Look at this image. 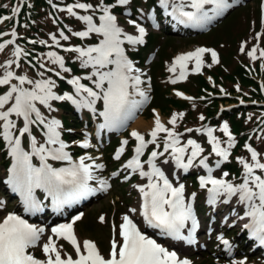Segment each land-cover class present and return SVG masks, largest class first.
Returning a JSON list of instances; mask_svg holds the SVG:
<instances>
[{"label": "rangeland", "instance_id": "obj_1", "mask_svg": "<svg viewBox=\"0 0 264 264\" xmlns=\"http://www.w3.org/2000/svg\"><path fill=\"white\" fill-rule=\"evenodd\" d=\"M146 1L148 0H129V3L124 5L127 7L124 8V15L122 18L119 17V14L112 12L117 17V24L124 30V33L132 36L140 35L135 26L128 22L129 20H138L137 17L131 19L128 5L131 7L137 6L139 9L142 6L143 12L149 14L147 17L148 20H150L153 13L152 11L145 10V8H147L144 6L146 5ZM99 2L100 0L97 3L90 0H56V2L53 3L51 14L48 13L41 18L42 21H40L42 24L46 22L44 33L41 38L46 42V45L50 46L45 48L41 55H38L39 65H36L32 60V63L34 64L33 67H27L22 64V67L19 66L15 68L14 64H12L9 70L14 71L17 75H27L32 80L51 78L55 84L53 90H56L59 82H62V79L59 77L66 76L71 78L74 74L79 77H86L90 74L92 71L91 67L82 68L80 61L76 59L78 53L75 51L57 49L87 47L98 43L99 40L97 41L94 38V34L96 33H91L88 37L83 38L75 36L73 33L86 30L85 22L78 19L80 15H92L93 22L99 24V16L102 13L95 6ZM185 2L187 3V0H185ZM76 3L92 4L93 9L84 10L74 8L73 11H75L77 15L72 16L68 13L67 8ZM228 3L231 7L220 15L217 20L204 26L190 25L183 27L178 23L174 22L171 24L170 21H167V26H172L177 30L167 33L165 30H161L160 32L157 30H151V32H148L149 34L146 32L144 33L142 42H145L146 45L141 47L140 61L143 63L142 65L147 64L146 66L149 76L152 78V92L149 91L151 90V87H149L144 81L145 74L142 72L141 65H136L137 60L134 59L133 48L126 43L122 45L125 55H129L130 58L133 59V61H131L133 64L132 75H140L141 83L138 87L143 92V88L145 89L147 97L151 96V94L153 95L151 102L154 100L152 105L155 106L152 108L153 106L150 107L149 103H142L140 107L135 109L134 115L127 119L122 125L102 127V125H105V119L100 115V112L104 110L102 99L98 100L96 106H94V103L92 108L82 107L81 103H73V101H69L74 106L76 115H73V113L67 114L65 111L57 108L55 106L56 100L50 102L52 105L51 111L37 102V107L47 119L50 120L55 118L60 121V127L58 129L60 133L64 132V130H66L65 128L69 130L67 135H69L70 139H63V136H61L62 134H60V139L63 142L64 140L66 141L64 142L67 145L65 148L66 152L71 151L70 153L73 155H75V151L77 150L82 152L78 157L75 155L72 158L73 161L78 162L80 157L87 156L91 157V159L86 160L85 163H92V161H95V163L98 164H106V167L104 165L102 169H93L94 178L88 181L90 188L93 189L91 193L92 200L88 201L86 205H80L83 215L75 222L74 227V232L81 241H93L98 248L101 249L100 252L106 257L110 247L109 237L114 235V228L116 238L119 239L118 230L119 225L122 223L123 215L128 214L134 222L138 223V221H140L141 224L143 223L141 219H138V217L135 216L136 213L141 211L142 203L141 194L136 186L146 184L147 178L141 177L139 171L133 172L131 169L123 166L135 155L134 149L137 141L131 136L133 125L137 120L142 119L145 124L151 126L150 128L145 127V129L139 130V132L144 135L146 142L151 140L152 137L150 136V131L154 127V120L157 115L155 110H157L161 122L169 128H173V125L169 123L172 115L174 113H183L182 117H177V122L174 126L175 131L181 134L179 137L180 144L178 146H183L189 139H192L195 140L204 151L195 161H193V165L185 171L176 166L175 161L171 158V149H169L168 152H164V138L166 133H159L156 141L154 143H148L145 147L143 154L140 156L143 169L147 171L148 164L146 161L152 151L155 150L164 153V155L157 156L156 158V160L159 161L157 162L158 166L161 171L168 174L177 185L183 184L185 186L184 197L188 200L189 204H191L192 209L197 210V216L199 220H201V226L197 230L200 231V233L195 240V242H198L196 245H190L185 241V237L191 238L192 236V233L187 231L181 233L182 238L180 240L169 241L166 239L169 243L173 242L171 245L174 246H170V244L164 240L154 239L169 251L175 252L178 258L186 257L184 260L190 261V264H216V258V262L218 263L217 256L208 261L205 260L201 254L205 251L203 248H207L209 244L216 245V248H222L224 250L222 254L223 256L221 257L219 255L221 260L218 264H233V261L241 260H244L245 264H264V245L260 244L259 240L253 237L250 234V231L243 227V223L245 221L248 222V218H238L243 216L245 211L244 205L237 202L238 197L233 196L227 203H225L224 201L227 197L226 195H221L215 204H210L208 202L209 194L207 188H201L199 181L200 176L208 175V170H204V167L199 164V160L204 157L208 158L207 163L212 169L211 174L214 177L218 179L223 178L235 184L242 182L244 172L243 165L238 158L242 157L249 163L253 162L251 159V152L247 147L245 151L238 150L237 152H241L240 154L235 156L230 155V151L232 152L236 146V138L232 135V131L223 116V112L230 110L234 106H240L243 97L239 96L238 93H232L230 88L233 85L225 78V75L227 72L234 69L237 64L248 63L249 65H253L254 62L257 61L261 73H257L255 76L259 85L261 82L263 83L262 75H264V57L260 55V51L264 49V0H228ZM211 7L212 6L209 5L207 9ZM140 12L141 11H139V14ZM143 12L140 14V17L145 16ZM209 27L210 29H208ZM200 29L208 30L203 33H197L196 31ZM9 30L12 29L10 28ZM61 33H63L64 36H67L68 39H63ZM17 35L18 34L15 35L14 39L18 41L19 37ZM53 35L56 36L59 45L52 40ZM96 35L98 36V34ZM121 39H123V35L121 36ZM242 46L244 48L243 51H241ZM196 48H208L214 50L217 53V62L213 63L211 53L206 52L202 56L203 64L200 73L192 72V65L195 62V60L192 59L187 62L186 78L177 79L181 71L179 65H177L176 72L169 71V67L174 58L182 53L194 51ZM253 48L256 49L255 59L248 55V52ZM4 51V48L0 50V65H4L6 61L14 59V52H11L9 48V58L3 60ZM50 51L56 52L59 56H62L64 58L65 68L70 71H63L58 64H53L46 55ZM10 56L12 57L10 58ZM151 57V61L147 62ZM42 64L44 67H41ZM209 65L211 66L209 67ZM253 67L249 66L250 71L253 70ZM49 69H52V71H49ZM136 69H139V72L135 71ZM4 70L3 67H0V75H3ZM56 72H60V76H57L55 74ZM40 73H43V77L39 75ZM201 76L205 77L208 85L202 83ZM81 79L86 80V83L89 82L87 84L95 88L92 80L86 78ZM92 79L95 80L96 78L93 77ZM173 80H176V82L173 83ZM11 83L16 82L12 80ZM0 86H3L0 90V94H3L7 91L10 85ZM24 86L29 88L32 87L28 84H25ZM238 86V84H234L235 88H238ZM132 89L133 94L135 95V89ZM260 89L262 94L261 97L264 100V85ZM66 90H71L77 101H81L82 97L86 96V93L83 92L78 94L74 87ZM177 92L183 93V95H177ZM185 97H191L192 99H185ZM182 103L186 105L182 107ZM164 107H167V112L165 114H163L160 109ZM95 108H97V110ZM201 116H203L204 119H200ZM213 116L219 124L216 125L215 122H212V125L210 126V121L208 120ZM12 118L14 120L16 119L15 116ZM73 118L79 123H74L72 121ZM62 121L65 127L61 125ZM22 124V120H17V128L21 127ZM225 124H227L228 132L231 133L234 140V144L230 148L227 143L228 135L223 131V126ZM204 128H211L213 130L212 134L219 139L220 146L228 148L229 155L227 160H222L221 157H218L212 152V145L209 142L207 132L196 131V129ZM186 129H192L193 131L187 132L185 131ZM35 133L39 139V144L45 143L46 137L40 133L42 136V138H40L39 133L37 131ZM123 140H127L128 144L123 146L124 151L120 154L119 159H117L116 153L117 150L121 148V142ZM85 141H87L88 147L82 146ZM21 142L25 148H27V151L30 152L25 136H23ZM157 145H159V147H157ZM247 145L259 154L258 159L264 163V145L260 136H256L253 141L249 142ZM55 147H58V145H55ZM1 148L0 220L10 212L15 214L21 212V204H18L14 199V196L12 195L14 190L7 182L9 178V169L13 160L9 155V148L5 141L1 144ZM190 152L191 146L188 147L185 153V162H187L186 157ZM48 160H50V164L52 165L53 159L49 158ZM218 161H220L219 166H217ZM230 161H232L233 164H236L238 168L234 171L226 170L225 173H231L232 175L228 174L227 176H224V169L221 168L224 167L226 163H230ZM32 163L38 167L34 159ZM262 172H264V170H256L257 174H261ZM192 173L196 174L197 178L195 180H192V178L188 180L187 177L189 175L191 176ZM233 177L235 179H233ZM101 179L107 181L106 188L98 186ZM209 186L210 185H208V187ZM193 193L195 196H193ZM206 204H209L211 207L210 210L205 209L204 205L206 206ZM132 208L137 209V211L135 213L130 212V209ZM218 211H220L221 214ZM21 216L24 218L23 215ZM101 216L104 217L103 222L100 220ZM231 231L237 232V237L233 236L230 238L228 233ZM48 236H53L58 247L62 246V256L65 254L66 250L68 252L67 254H70L75 258L72 248H69L66 244L68 241L63 238L57 239L49 232H45L42 235L40 242H38V245L29 251L35 256L37 254L38 258H45L42 252V244L47 241ZM224 240L229 242L228 245L223 243Z\"/></svg>", "mask_w": 264, "mask_h": 264}, {"label": "snow or ice", "instance_id": "obj_2", "mask_svg": "<svg viewBox=\"0 0 264 264\" xmlns=\"http://www.w3.org/2000/svg\"><path fill=\"white\" fill-rule=\"evenodd\" d=\"M129 0H116L118 5H127ZM159 3L167 10L170 6V0H159ZM205 5H211L209 9H205ZM115 5L104 4L103 0L96 5V8L102 13L99 16V24L93 22L92 15H80L79 20L85 22L86 30L74 32L73 35L78 37H88L91 33H96L102 38L98 43L87 47H75L66 49L78 53L76 59L80 61L82 68L91 67L92 71L86 79L92 80L95 89L82 84L81 77H73L69 83L75 86V91L87 95L82 97L81 101L75 100L71 95H57L53 88L54 81L51 78H41L37 80L30 79L27 75H17L14 71L9 70L13 63L19 67L18 60L23 52L17 48L14 52L17 60H8L4 65H0L5 70L0 75V85H10L7 91L0 94V138H2L9 148V155L12 157L13 163L9 169L8 183L14 191L21 194L25 210L35 212L39 210V203L33 196L36 188H44L49 195L53 197L57 205L71 202L81 196L87 195L93 191L88 181L92 180L93 169H102L103 164L85 163L91 157L82 156L78 162L73 161L72 157L65 151L67 145L60 139V121L53 118L47 119L37 107V102L52 110L51 101L53 100H72L73 103H81L82 107L92 108L96 100L102 99L104 110L100 113L105 119L104 126H119L127 119L134 115L135 109L140 107L143 101H136L130 97L133 95L129 91L131 87L135 89V93L147 99L138 85L141 83L140 75H132L133 64L125 55L122 45L125 41L130 44L142 42L145 29L141 27L135 20L128 22L135 26L139 32V36H132L124 33V30L118 26L117 17L112 13L111 8ZM191 8L186 11L185 8ZM231 5L228 0H171L170 15L174 16L180 23H192L197 26H204L210 23L217 16L222 15ZM74 8L93 9V5L89 3H76L70 5L67 11L70 15L76 16ZM18 8H13L16 13ZM9 17H0V23ZM7 35L0 33V36ZM15 30L12 36L15 37ZM123 35V39L121 36ZM61 37L68 39L61 33ZM52 40L59 45L56 36H52ZM6 44L14 43V40L5 41ZM44 44L45 41H40ZM4 48V44H0V50ZM243 46L241 51H243ZM210 52L213 63L217 62V53L208 48H196L194 51L182 53L176 56L169 67L170 72H176L177 65L181 71L177 79L186 78L187 62L195 60L193 71H200L203 64L202 56L204 53ZM256 49L253 48L248 55L253 59ZM47 57L53 64H58L63 71H70L64 66V58L56 52H48ZM260 55L264 57V49L260 51ZM211 65H209L210 67ZM41 67H44L42 64ZM52 71V69H49ZM135 71L139 72V69ZM60 76V72L55 73ZM43 77V73L39 74ZM96 79L93 80L92 78ZM15 79L18 83H11ZM173 83L176 80L172 81ZM25 84L32 87H24ZM177 95L183 93L177 92ZM185 99H192L185 97ZM15 116L14 120L12 117ZM183 116V113H174L169 120L173 128L166 127L161 122L157 114L154 120V127L150 131L151 140L145 141L144 135L133 130L131 136L137 141L134 152L135 155L127 161L123 166L131 169L133 172L139 171L141 177L147 178L146 184L137 185L141 197V215L146 224L153 228L161 229L165 234L182 238L181 230L185 227L187 221H192L193 229L196 227V219L193 215L191 204L185 203L183 184L174 186L173 183L165 176L156 164L157 156L164 153L152 151L146 163L149 170L145 171L140 160V156L148 143H154L159 133H166L164 138V152L171 149V158L175 161L178 168L185 171L193 165V161L204 151L203 148L192 139H189L183 146L180 144V133L175 131L177 117ZM200 119H204L203 116ZM17 120H22L23 126L17 128ZM36 125L42 126L45 143L38 144L37 139L31 134V127ZM185 131L191 132L192 129ZM196 131L207 132L209 142L212 145V152L222 160H227L228 148L220 146L219 139L214 136L211 128L196 129ZM223 131L228 135L229 148L234 144L231 133L228 132V126H223ZM18 133V134H17ZM28 134L31 141V151H25L21 147V137ZM128 141L121 142V148L117 150L116 158L119 159L120 154L124 151V145ZM58 145V147H52ZM88 147L87 141L82 144ZM191 146V152L187 155L185 162V153ZM159 147V145H157ZM251 152L252 163L244 158L239 157L240 163L243 165L242 182L235 184L223 178H216L212 173V169L208 166L207 157L199 160V164L208 170L207 176H200V187L207 188L209 193L210 204H215L221 195H226L228 202L233 196L238 197L237 202L244 205V215L239 219L248 218V223L244 224V228L250 230V234L264 245V172L257 174L256 170H264V163L258 159V153L250 146L246 145ZM39 158L40 165L37 167L32 163V157ZM60 161H68L66 167L53 168L48 159ZM220 161L217 162L219 166ZM115 175V174H114ZM227 176L228 173H224ZM127 178V177H126ZM101 188L107 186V181H100ZM211 185V187H208ZM193 196L195 194L193 193ZM137 209L132 208L130 212L135 213ZM80 219L79 216L75 220ZM100 220L103 222L104 217ZM74 222V221H73ZM45 229L37 227L28 222L22 216L15 213H8L0 220V264H190L188 260H180L175 252H171L137 226L133 219L125 214L122 217V223L119 225L118 236L114 228V235L110 241V250L107 255H103L97 245L91 240H84L81 244L73 230L72 223L60 224L51 229L52 234L57 238H63L68 241L75 249L76 257L65 253L62 256L61 248L58 247L53 236H48L47 241L42 244V252L44 259L36 257L30 248H34L40 242ZM223 243L228 245V241ZM233 264H245L244 260L233 261Z\"/></svg>", "mask_w": 264, "mask_h": 264}, {"label": "trees", "instance_id": "obj_3", "mask_svg": "<svg viewBox=\"0 0 264 264\" xmlns=\"http://www.w3.org/2000/svg\"><path fill=\"white\" fill-rule=\"evenodd\" d=\"M90 1L97 3L99 0ZM55 2L56 0H0V17H9L8 19H5L2 23H0V33L7 34L0 36V44H4L5 49L2 58L3 60L9 58V48L11 52H13L12 45L6 44L5 41H8V38L10 37L9 29L11 27H14L17 28V31L19 33V43L23 48L24 56L22 59V64L26 65L27 67H33V60L36 65H39L38 55H41L43 50L47 48V46H45V43H40V41H43L41 36L44 33V26L46 25V22L42 24L40 23V21H42L41 18L46 16L48 13L51 14L52 6ZM103 2L107 5H115V7L111 8V11L123 13L124 6L116 4V0H103ZM148 5H152L153 9L159 12V8L154 0L146 1V5L144 6ZM136 7L129 6L131 15L134 18H140V16L137 14L138 9ZM13 8H18V11L16 13H13ZM146 20V18L143 19V21ZM48 25L51 26L50 24ZM165 31L166 33L170 32L169 29ZM141 51V48L135 50L133 52L134 56L140 58ZM11 57L12 56H10V58ZM253 65H249L248 63L237 64L234 69H232L230 72H227V74L225 75V78L233 85L230 88L232 93H238L239 96L243 97L242 101L244 102L238 107L234 106L230 110L223 112V116L225 117L226 122L232 131V135H234L236 138V146L232 150V155L234 156L241 153L237 152L238 150L245 151L246 145L249 142L253 141L256 136H260V138L263 140L264 145V100L261 97V89L255 76V74L261 73V70L257 64V61H255ZM249 66L253 67L252 71H250ZM263 77L264 75H262L264 84ZM201 80L204 85H208L205 77L201 76ZM234 84H238V88H235ZM57 87L58 91H62L63 89H69V84L66 81L62 80V82H59V85ZM168 99L175 100L172 98ZM57 104L67 114L72 111L73 107L66 101L58 102ZM185 105L186 104L182 103L181 106L184 107ZM166 108H160L163 114L167 112ZM72 121L74 123H79L75 120V118H73ZM208 121H210V126L212 125V122H215L216 125L219 124V122L215 120L214 116L211 117ZM65 136H67V134H65ZM1 144L2 140L0 138V148ZM226 168L230 171H234L237 170L238 167L231 161L230 163L226 164ZM230 235L237 237L236 232L231 231ZM213 253L214 251L211 250L210 253L204 254V258L208 260L211 259V255L209 254Z\"/></svg>", "mask_w": 264, "mask_h": 264}, {"label": "bare ground", "instance_id": "obj_4", "mask_svg": "<svg viewBox=\"0 0 264 264\" xmlns=\"http://www.w3.org/2000/svg\"><path fill=\"white\" fill-rule=\"evenodd\" d=\"M134 58H136V57H134ZM137 59V58H136ZM138 61H136L137 63H136V65H141V68H142V72H144V71H146L147 70V66L144 64V65H142L143 63H141V61L139 60V59H137ZM16 83H18V81H16V80H14ZM25 87V86H24ZM129 91L130 92H132L133 93V90H132V87L130 86V88H129ZM131 99H133V100H136V101H143V102H145V103H147L148 102V99H144L143 97H141V96H139L137 93H135V95L133 94L131 97H130ZM155 112L158 114V111L157 110H155ZM145 127L146 128H150L151 126H149L148 124H145L143 121H142V119H139V120H137L136 121V123L133 125V127H132V130H136V131H138L139 132V130L140 129H145ZM84 143V142H83ZM135 216L136 217H142L143 218V216L141 215V211L140 212H138V213H136L135 214ZM82 217V216H81ZM37 227H39V226H37ZM76 235V234H75ZM76 237H77V235H76ZM77 240L79 241V242H83V240L81 241V239L79 238V237H77Z\"/></svg>", "mask_w": 264, "mask_h": 264}]
</instances>
